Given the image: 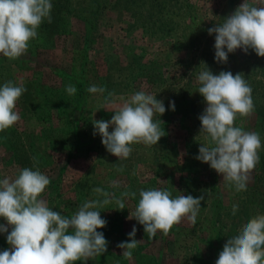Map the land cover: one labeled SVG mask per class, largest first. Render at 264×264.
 <instances>
[{
  "label": "rangeland",
  "instance_id": "1",
  "mask_svg": "<svg viewBox=\"0 0 264 264\" xmlns=\"http://www.w3.org/2000/svg\"><path fill=\"white\" fill-rule=\"evenodd\" d=\"M242 3L52 0V22L42 23L27 54L16 60L0 54V86L22 81L27 89L17 102L20 121L0 132V179L15 177L21 168L38 167L51 179L43 198L69 217L86 200L103 198L93 192L96 187L116 196L137 193L125 199L123 210L114 209L115 203L101 209L107 225L97 230L109 242L108 250L87 264H199L203 256L213 258L222 251L250 218L264 214V148L247 190L241 192L196 159L201 143H206L199 116L207 106L196 77L207 67L213 74L241 73L249 82L254 112L238 117L236 124L258 132L264 144V57L252 49H237L229 53L227 63H218L215 34L208 33ZM69 84L77 89L74 95L66 92ZM93 84L104 87L105 93H89ZM141 90L164 102L166 112L154 119L162 121L166 135L157 145H132L130 157L119 160L100 135H93V118L110 120L115 114L103 109L109 92L127 98ZM112 181L120 187H110ZM151 188L167 189L173 198L203 196L196 223L185 219L169 235L158 232L149 239L143 225L128 216L139 202V191ZM233 204L238 205L235 215ZM6 223L0 218V224ZM134 225L141 241L125 259L117 245L130 240L127 234ZM10 247L7 233L0 232V251Z\"/></svg>",
  "mask_w": 264,
  "mask_h": 264
},
{
  "label": "clouds",
  "instance_id": "2",
  "mask_svg": "<svg viewBox=\"0 0 264 264\" xmlns=\"http://www.w3.org/2000/svg\"><path fill=\"white\" fill-rule=\"evenodd\" d=\"M52 0H0V54L16 60L27 54L30 43L38 37V29L47 20L52 22ZM215 34V60L227 63L229 53L252 49L264 57V0H243L236 10L222 23L208 29ZM226 49V50H225ZM198 91L207 106L199 116L201 143L196 159L208 163L223 181L236 192L246 191L251 172L259 163V152L264 148L261 136L237 126L238 117H250L255 108L252 88L241 73L207 69L196 77ZM27 91L23 82L9 80L0 86V132L16 125L21 116L17 102ZM74 85L66 86L68 95H74ZM92 94H103L106 89L95 84L87 89ZM175 110V102H171ZM103 109L114 112L110 120L93 118V135H100L107 151L120 159L130 157L134 144L157 145L166 133L162 121L154 117L166 112L164 102L156 95L143 90L131 96H116L109 92ZM110 127L112 130L110 131ZM33 165L38 164L32 157ZM122 171V169H121ZM51 179L38 167L18 170L15 177L0 179V232L7 233L9 249L0 251V264H76L102 255L108 250V241L97 229L107 225L101 209L115 203L114 209L126 208L125 199L135 198L137 193L114 192L96 187L93 192L102 199L86 200L70 217L49 207L43 194ZM110 187L118 188L116 181ZM139 202L130 210L128 219L143 225L149 239L157 233L169 235L175 225L187 219L197 221L203 196L179 195L173 198L167 189L151 188L139 191ZM238 211L233 204L232 214ZM9 226L11 231L9 232ZM71 230V231H70ZM133 226L127 235L129 241L119 243L122 256L130 259L141 240L136 239ZM215 264H264V214H257L244 223L237 235L224 245Z\"/></svg>",
  "mask_w": 264,
  "mask_h": 264
},
{
  "label": "trees",
  "instance_id": "3",
  "mask_svg": "<svg viewBox=\"0 0 264 264\" xmlns=\"http://www.w3.org/2000/svg\"><path fill=\"white\" fill-rule=\"evenodd\" d=\"M54 6H58V3L57 2H55L54 3ZM43 24H45V23H43ZM77 126V125H76ZM75 125H74V129H75V131H76V129L78 130V128L76 127ZM215 249H216V247H215ZM221 251H217L216 253H215V256H213V258L212 257H202L201 258V260H200V262H199V264H215V262H216V260L218 259V257H219V253H220Z\"/></svg>",
  "mask_w": 264,
  "mask_h": 264
}]
</instances>
